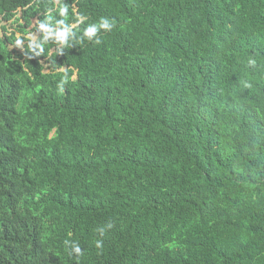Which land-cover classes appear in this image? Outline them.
<instances>
[{"label": "trees", "instance_id": "1", "mask_svg": "<svg viewBox=\"0 0 264 264\" xmlns=\"http://www.w3.org/2000/svg\"><path fill=\"white\" fill-rule=\"evenodd\" d=\"M0 264H264V0H0Z\"/></svg>", "mask_w": 264, "mask_h": 264}, {"label": "rangeland", "instance_id": "2", "mask_svg": "<svg viewBox=\"0 0 264 264\" xmlns=\"http://www.w3.org/2000/svg\"><path fill=\"white\" fill-rule=\"evenodd\" d=\"M20 17H21L20 14H17L12 20H10L8 22H3L2 23V25L6 26V28H7V36L9 35V33L14 32V30H16V27L17 26L15 24V19L16 18H20ZM33 23H34L33 26H35V20H33ZM33 26H31V27H29V28L26 29L28 31V34L26 35V38H28V39H30L32 41H34L36 39V37L38 36V33L31 31V29H32ZM1 34L2 35L4 34L3 31L1 32ZM19 36H20V34L19 33H16V37L18 38ZM9 49L10 50H17V49L20 50L21 49V45H19V46H17V45H10L9 46Z\"/></svg>", "mask_w": 264, "mask_h": 264}]
</instances>
